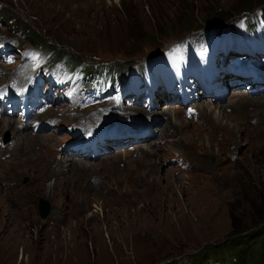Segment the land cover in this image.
<instances>
[{"label":"rangeland","instance_id":"obj_1","mask_svg":"<svg viewBox=\"0 0 264 264\" xmlns=\"http://www.w3.org/2000/svg\"><path fill=\"white\" fill-rule=\"evenodd\" d=\"M252 1L264 29L261 0H0V43L16 55L14 63L0 60V85L8 74L10 83L28 82L19 60L29 48L55 50L93 68L128 65L131 79L132 65L154 67L165 47L199 46L206 37L233 33ZM188 17L194 24L190 30L183 23ZM14 18L39 38L24 35ZM152 56L150 64L146 59ZM81 84L80 91L90 93ZM236 92L246 97L236 100ZM160 98L150 111L140 108L152 137L109 143L107 152L86 158L75 154L81 148H68L85 139L81 112L65 109L66 104L36 116L49 124L39 132L31 127L34 116L22 117L23 125L20 115H0V264H185L207 243L226 239L234 227L253 228L259 220L252 203L260 206L264 185V91H229L221 102L200 98L188 107ZM167 111L178 124L170 122ZM90 112L83 110V117ZM77 129L80 140L70 133ZM23 134L44 137L43 149L30 141L12 158ZM120 144L127 146L115 149ZM149 145L150 151H142ZM15 161H31L34 168L21 171ZM41 198L51 205L45 219L39 215ZM61 205L71 213L69 231L67 218L56 212ZM56 226L66 232L59 236L52 230Z\"/></svg>","mask_w":264,"mask_h":264},{"label":"trees","instance_id":"obj_2","mask_svg":"<svg viewBox=\"0 0 264 264\" xmlns=\"http://www.w3.org/2000/svg\"><path fill=\"white\" fill-rule=\"evenodd\" d=\"M247 5L246 12H252L256 5ZM257 5L264 3V0L257 1ZM208 16L213 17L215 20L219 19V14L212 11H207ZM15 24H20L22 33L26 36H32L35 40L39 38V33L30 27H25L23 21L18 23L17 19H11ZM205 21V20H204ZM229 21V20H227ZM226 21V22H227ZM189 24L188 28L193 29L194 24L189 20V17L183 20V23ZM55 58L66 60L71 68L78 66L80 62L69 61L64 54H59L54 50ZM78 68V67H77ZM91 71V75L96 72H101L98 68L87 67L86 70ZM85 70V69H84ZM85 70V71H86ZM260 206L252 203L253 212L258 218V222L249 229H237L234 227L231 234L220 243H207L197 253L189 256V260L185 264H264V185L261 187L258 194ZM163 264H179L178 262L170 261Z\"/></svg>","mask_w":264,"mask_h":264},{"label":"bare ground","instance_id":"obj_3","mask_svg":"<svg viewBox=\"0 0 264 264\" xmlns=\"http://www.w3.org/2000/svg\"><path fill=\"white\" fill-rule=\"evenodd\" d=\"M11 51V50H10ZM13 54V53H12ZM14 56H16V55H14ZM241 92V91H240ZM236 94H237V92H236ZM236 98V100H239L241 97H246L245 95H243V96H241L240 94H237V96H235ZM230 102H232V101H230ZM213 107V104L211 103V104H208L207 105V107H206V109L207 110H209V108H212ZM200 109V111H203V112H205L204 110H202L201 109V107L199 108ZM168 112V111H167ZM171 113H173V112H168L167 113V115H168V117H169V120H170V122H172L173 124H178L179 123V120H177V119H173L172 117H171ZM22 117L23 116H21V118L19 119V121H21V119H22ZM171 117V118H170ZM37 117L36 116H34V119H33V123L31 124V127L34 125V127H33V129L34 130H36L37 131V129H36V125H37V123H34L35 121H38V119H36ZM13 122L12 121H9L8 120V125H10V124H12ZM27 123V121L26 122H22L21 121V124H23V125H25ZM20 124V125H21ZM46 124V123H45ZM174 126V125H173ZM33 130V131H34ZM22 130L21 129H19L18 130V132H16L17 134L19 133V132H21ZM162 132V131H161ZM163 133V132H162ZM20 137V140H22V141H19V142H17L16 143V145L15 146H13V148H12V158L13 157H16L17 156V149L21 146V145H23V144H29L30 143V141H34L36 144L35 145H39L42 149H43V145H44V137H35V138H31V137H29V136H24V134L22 135V136H19ZM233 140V139H232ZM234 141V140H233ZM157 144L159 143V141H155ZM115 144V143H114ZM125 144V143H124ZM35 145H33V146H35ZM121 145V144H120ZM161 146H163V145H161ZM163 149V148H162ZM76 150H78V148L76 149ZM151 150V146L149 145V146H147V147H143L142 148V151H150ZM11 153V152H10ZM78 153H82V151L81 152H78ZM78 159H82V158H78ZM6 160V159H5ZM11 160V159H10ZM10 160H7V162H10ZM68 160H69V158H68ZM21 161V160H20ZM20 161H15V163H14V165H18L19 167H20V170L21 171H32V169L34 168V164L31 162V161H24V162H20ZM11 162H13V160L11 161ZM10 162V163H11ZM87 162H90V161H88L87 160ZM5 163V162H4ZM72 166L73 167H77V166H79V165H77V164H72ZM54 171L55 172H57V170L56 169H54ZM54 172V174H56ZM57 173H59V172H57ZM50 174H52L53 175V173L52 172H50ZM63 174H65V173H63ZM57 175V174H56ZM189 178V177H188ZM65 179V178H64ZM155 177H153L151 180H150V182H151V184H152V186L153 185H156V183H157V181H155ZM179 180V179H178ZM181 181V180H180ZM57 182H58V180H56L55 182H54V188L56 187V184H57ZM180 183V182H179ZM181 185H183V184H181ZM186 189H184V190H188L187 189V187H185ZM159 189V188H158ZM169 191V190H168ZM50 193H51V190H50ZM79 193V192H78ZM163 197V196H162ZM166 197H168L169 198V196H166ZM174 197V196H173ZM80 198V197H79ZM153 198H155V197H153ZM170 198H171V196H170ZM151 199V198H150ZM156 199V198H155ZM154 199V200H155ZM161 199V198H160ZM167 199V198H166ZM165 199V200H166ZM172 199V198H171ZM159 200V199H158ZM130 201V200H129ZM152 201V200H151ZM156 201V200H155ZM155 201H154V203H155ZM162 201V200H161ZM121 202V201H120ZM127 202V201H126ZM125 202V203H126ZM153 202V201H152ZM158 203V202H157ZM167 203H168V201H167ZM151 204V203H150ZM162 204V203H161ZM160 204V205H161ZM64 205V204H63ZM63 205H61L60 207H58L57 209H56V212L58 213V215H60V216H62V217H64V218H67V223H66V225H67V231H69V224H71V220L69 219V215L71 214L69 211H67V210H65L64 208H63ZM107 205V204H106ZM155 205H157V204H155ZM159 205V204H158ZM86 206V205H85ZM84 206V207H85ZM127 206V205H126ZM79 209V208H78ZM85 209V208H84ZM82 213V212H81ZM76 214V213H75ZM80 214V213H79ZM78 216H82L81 214L80 215H78ZM61 217V218H62ZM84 223V222H83ZM73 224V223H72ZM56 227H58V228H52V230L53 229H57V234L59 235V236H62V234L64 233V232H66V231H64V230H66L65 228L63 229V228H61V227H59V226H56ZM74 228V227H73ZM75 229V228H74ZM39 236H40V234H39ZM20 238V237H19ZM17 242H21L20 240L18 241V240H16ZM16 242V243H17Z\"/></svg>","mask_w":264,"mask_h":264},{"label":"water","instance_id":"obj_4","mask_svg":"<svg viewBox=\"0 0 264 264\" xmlns=\"http://www.w3.org/2000/svg\"><path fill=\"white\" fill-rule=\"evenodd\" d=\"M38 209H39V215L43 219L47 218L51 213V205L45 198L40 199L38 204Z\"/></svg>","mask_w":264,"mask_h":264},{"label":"clouds","instance_id":"obj_5","mask_svg":"<svg viewBox=\"0 0 264 264\" xmlns=\"http://www.w3.org/2000/svg\"><path fill=\"white\" fill-rule=\"evenodd\" d=\"M238 90H239V89H238ZM257 94H258V93H257ZM224 98H225V97H224ZM224 98H223V100H224ZM223 100H222V101H223ZM220 102H221V101H220ZM139 143H141V142H139ZM68 148H69V147H68ZM69 149H71V148H69Z\"/></svg>","mask_w":264,"mask_h":264}]
</instances>
